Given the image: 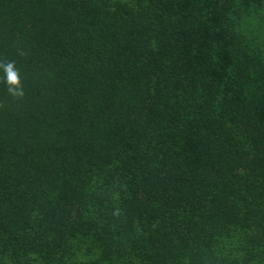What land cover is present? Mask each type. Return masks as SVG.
I'll list each match as a JSON object with an SVG mask.
<instances>
[{"label":"trees","instance_id":"obj_1","mask_svg":"<svg viewBox=\"0 0 264 264\" xmlns=\"http://www.w3.org/2000/svg\"><path fill=\"white\" fill-rule=\"evenodd\" d=\"M0 264H264V0H0Z\"/></svg>","mask_w":264,"mask_h":264},{"label":"clouds","instance_id":"obj_2","mask_svg":"<svg viewBox=\"0 0 264 264\" xmlns=\"http://www.w3.org/2000/svg\"><path fill=\"white\" fill-rule=\"evenodd\" d=\"M4 71L6 74V84L8 92L18 98L24 97V90L21 86L20 73L16 69L14 62H9L4 66Z\"/></svg>","mask_w":264,"mask_h":264}]
</instances>
